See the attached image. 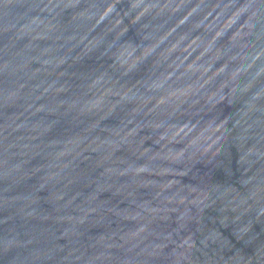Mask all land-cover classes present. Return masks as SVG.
Wrapping results in <instances>:
<instances>
[{"label": "water", "instance_id": "obj_1", "mask_svg": "<svg viewBox=\"0 0 264 264\" xmlns=\"http://www.w3.org/2000/svg\"><path fill=\"white\" fill-rule=\"evenodd\" d=\"M0 264H264V0H0Z\"/></svg>", "mask_w": 264, "mask_h": 264}]
</instances>
